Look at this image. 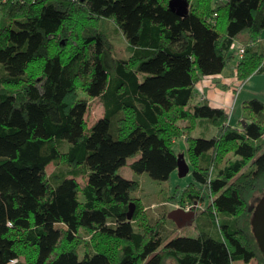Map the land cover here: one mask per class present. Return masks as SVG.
Masks as SVG:
<instances>
[{"label":"trees","instance_id":"16d2710c","mask_svg":"<svg viewBox=\"0 0 264 264\" xmlns=\"http://www.w3.org/2000/svg\"><path fill=\"white\" fill-rule=\"evenodd\" d=\"M169 1L0 0V264H264L252 224L264 197V99L243 103L241 128L196 101L197 83L225 70L235 41L246 47L238 78L264 73V0H189L186 16ZM110 21L129 58L114 56ZM91 98L105 113L89 126ZM181 120L190 132L217 128L190 134L182 152L193 180L173 196L210 197L227 215L219 237L175 235L135 196L140 181L120 174L133 159L135 173L169 180ZM52 162L69 169L48 174ZM89 173L109 176L82 186ZM49 221L62 227L58 242Z\"/></svg>","mask_w":264,"mask_h":264},{"label":"rangeland","instance_id":"374dc122","mask_svg":"<svg viewBox=\"0 0 264 264\" xmlns=\"http://www.w3.org/2000/svg\"><path fill=\"white\" fill-rule=\"evenodd\" d=\"M108 33L112 36L114 56L117 58H129L132 54V51L128 47V42L126 37L120 30H118L114 21L109 22ZM232 54H233L232 61L228 65H231L233 63L232 65L234 69L233 73L237 79V84L234 85V90L239 91L241 88H244L242 94H238L237 98L239 97L242 98L244 96L252 95L251 99L254 97H259L261 99H264V73H257V76H255L251 81H250L251 78H248L247 80L239 79L238 64L241 61V58L237 57L236 54H234V52ZM210 80L211 77L210 78L205 77L197 83V88L200 90L199 92H203L204 85L206 84L207 81ZM80 94L84 95L82 91H80ZM256 94L257 96H254ZM201 100L204 101L207 99L201 97L200 101ZM242 105L243 103L241 102L237 106H235V103L233 102L232 105L228 107H225L223 105H221V107L226 109V111L229 114V118L232 121L233 116L236 115V113H238L239 111H242ZM104 113H105V106L102 103V101L98 98H91L89 111L87 113V121L89 126L92 125L100 117H102ZM244 114H245V109L243 107V117ZM244 122L245 119L243 120L242 123L238 122V125L235 126L241 128L244 125ZM179 123L183 131L180 136H176L174 138V144L176 145V149L179 151V153H183V154L185 153L182 152V150H185L187 148L189 136L191 133L195 136L199 135L201 137L209 138L212 136L213 133L211 131L212 129L214 130L215 133L217 132V128L209 124L208 122L205 123L199 122L196 128H194L193 131L191 130V132L189 130L188 131L186 130L188 121L181 120ZM234 157L235 156L233 153L228 154L224 159L223 163L225 164ZM185 158H186V154H185ZM132 161L133 159L129 161L128 167H125L122 170H120V174L126 178H131V176L133 175L134 179L140 181L141 188L139 189V191L136 192L135 196L140 197L142 199L143 207L148 213H150L153 217L157 216L160 219L161 225H166L169 228L171 227L175 235H185V236L195 237L198 235L201 229L209 230L216 237H219L221 235L219 223L223 222L226 219L227 215L223 212L218 213L214 208L210 206L212 202V199L210 197H207L205 195L207 199L204 200L197 198L196 200L184 201L182 199H179L178 196H177L178 199L175 196H173L176 193L177 188L180 189L184 188L193 180L191 168L188 174L185 176L181 175L179 169H177L172 174L169 180L160 181L153 179L147 172H144L142 174L135 173L130 166V163ZM60 166L61 167L64 166L66 170L69 169L68 167L66 168L65 165L62 164L57 165L56 163L52 162L47 167L48 174L53 173L56 169L58 170ZM214 173H215L214 170H211L210 175L213 176ZM108 176L109 175L92 173L90 177V173H89L88 175L78 176V181L81 183L82 186H84L89 180L91 181L94 180L97 183L98 182L101 183L103 181L101 177H108ZM262 198H263L262 196L261 198L257 197V200H255V202L253 203V205H255V209ZM175 209L183 210V214L179 215L178 219H173L170 218L169 216V213ZM47 216L49 217V220L54 219L51 215H47ZM50 217L52 219H50ZM49 224L51 227L50 239L52 242H58L62 237V227L58 223H56L57 224L56 225L53 221H49ZM171 228L169 230H171ZM84 235H86L87 240L91 239V236L87 235L86 233ZM81 250L82 252H84L86 250V246H83ZM255 260L258 261L257 259ZM174 263L175 262L171 259H168L167 261V264H174Z\"/></svg>","mask_w":264,"mask_h":264},{"label":"crops","instance_id":"0c3cea01","mask_svg":"<svg viewBox=\"0 0 264 264\" xmlns=\"http://www.w3.org/2000/svg\"><path fill=\"white\" fill-rule=\"evenodd\" d=\"M261 39L264 41V33ZM232 65L233 63L231 65H228L222 73L211 76L212 81L210 80L206 82L203 88L204 89L203 92L198 93L196 101H200L201 97L202 98L204 97L205 99L210 101V104L212 106L221 107V105H223L225 107H228L232 105L233 102L235 103V106H237L239 103L241 102L244 103L246 100L251 99L252 95L244 96L242 98L241 97L237 98L238 94H242L244 88H241L239 91L234 90V85L237 84V79L233 73L234 69ZM255 76H257V74L252 75L250 77L251 78L250 81ZM238 81H241V80H238ZM254 96H257V94ZM243 120H244V117H243V105H242V111H239L238 113H236V115L233 116L232 124L234 126L238 125V122L242 123ZM211 131L213 132L212 133L213 135L215 132L213 129ZM125 167H128V165L122 167V169ZM133 178L134 176L132 175L130 179H133ZM233 264H259V263L258 261L253 259L250 262H246L244 260H236L234 261Z\"/></svg>","mask_w":264,"mask_h":264},{"label":"water","instance_id":"95a60500","mask_svg":"<svg viewBox=\"0 0 264 264\" xmlns=\"http://www.w3.org/2000/svg\"><path fill=\"white\" fill-rule=\"evenodd\" d=\"M169 7L172 11L177 13L180 16L188 15L190 11V1L189 0H170ZM178 169L181 175L185 176L190 171V165L185 158V154L181 153L179 156V164ZM136 205L134 203L131 204L130 210L128 212L129 219H132L134 216ZM183 214V210L175 209L169 213V216L173 219H178L179 215ZM254 233L258 240L259 246L264 253V197L261 199L259 204L257 205L253 219H252Z\"/></svg>","mask_w":264,"mask_h":264},{"label":"built area","instance_id":"2783aa9c","mask_svg":"<svg viewBox=\"0 0 264 264\" xmlns=\"http://www.w3.org/2000/svg\"><path fill=\"white\" fill-rule=\"evenodd\" d=\"M3 1H6V0H3ZM231 50H232V53L234 52V54H236L237 57L242 58L246 52V47L235 41L231 45Z\"/></svg>","mask_w":264,"mask_h":264}]
</instances>
